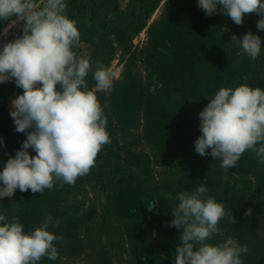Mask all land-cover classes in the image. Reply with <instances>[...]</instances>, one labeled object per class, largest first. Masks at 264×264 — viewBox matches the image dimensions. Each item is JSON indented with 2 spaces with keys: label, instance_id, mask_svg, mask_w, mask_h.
I'll list each match as a JSON object with an SVG mask.
<instances>
[{
  "label": "rangeland",
  "instance_id": "374dc122",
  "mask_svg": "<svg viewBox=\"0 0 264 264\" xmlns=\"http://www.w3.org/2000/svg\"><path fill=\"white\" fill-rule=\"evenodd\" d=\"M65 3V14L80 32L78 47L84 36L100 45L98 60L111 73L112 88L97 93L111 143L74 185L55 181L43 194L17 189L0 200V214L18 217L26 233L53 218L48 230L61 237L54 241L59 256L39 264H174L182 229L170 226L171 210L178 207L179 193L203 185V198L224 204L235 218L221 219L220 233L208 243L232 237L248 247L243 264H264V164L245 151L226 170L194 146L201 135L199 113L221 88L247 84L264 90L260 17L245 14L238 26L223 13L206 15L197 0ZM10 23L0 20V33ZM249 31L262 41L255 60L231 42L233 34L240 38ZM21 35L22 22L0 36V47ZM93 72L85 78L90 90ZM22 91L14 81L0 84V171L26 139L10 116L11 100ZM151 202L157 207L150 212Z\"/></svg>",
  "mask_w": 264,
  "mask_h": 264
},
{
  "label": "clouds",
  "instance_id": "9594fccd",
  "mask_svg": "<svg viewBox=\"0 0 264 264\" xmlns=\"http://www.w3.org/2000/svg\"><path fill=\"white\" fill-rule=\"evenodd\" d=\"M197 3L206 15L223 13L238 26L245 14L256 13L257 28L264 30V0ZM67 7L65 0H0V20H11L0 36L22 22V35L0 47V84L14 81L23 90L11 100L10 116L15 131L26 133L16 155L0 171V200L12 197L17 189L43 194L55 181L74 185L95 166L103 146L111 143L108 118L97 97L112 88L111 73L97 62L95 86L89 89L85 78L92 71L91 57L73 50L80 32L76 21L65 14ZM231 42L252 60L260 55L261 37L250 31L240 38L233 34ZM209 100L199 113L196 153L212 156L226 170L234 168L245 151L255 153L264 164V90L242 84L234 90L221 88ZM3 143L0 138V146ZM29 149L36 155H30ZM206 191L201 185L178 194L170 222L171 227L182 229L174 264H243L241 254L248 252L247 245H238L232 237L217 245L208 243L220 233L221 219L235 223V218L224 204L210 196L203 198ZM147 207L151 212L157 203ZM251 213L248 209L245 215ZM52 222L49 216L26 233L18 217L0 214V264H39L45 257L55 261L59 252L54 241L61 237L48 230Z\"/></svg>",
  "mask_w": 264,
  "mask_h": 264
},
{
  "label": "trees",
  "instance_id": "16d2710c",
  "mask_svg": "<svg viewBox=\"0 0 264 264\" xmlns=\"http://www.w3.org/2000/svg\"><path fill=\"white\" fill-rule=\"evenodd\" d=\"M85 40L84 46H77L73 50L76 51L77 55L80 54H88L91 57L90 63L92 65V71L89 73H92L95 70V66L97 62H100L98 59L102 55V50L100 48V45L93 43L91 40L88 39L87 36L82 37ZM88 39V40H87Z\"/></svg>",
  "mask_w": 264,
  "mask_h": 264
}]
</instances>
